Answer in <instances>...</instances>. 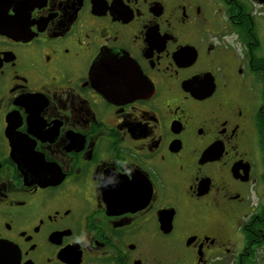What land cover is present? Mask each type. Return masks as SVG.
Masks as SVG:
<instances>
[{
    "label": "flooded vegetation",
    "instance_id": "obj_1",
    "mask_svg": "<svg viewBox=\"0 0 264 264\" xmlns=\"http://www.w3.org/2000/svg\"><path fill=\"white\" fill-rule=\"evenodd\" d=\"M0 264H264V0H0Z\"/></svg>",
    "mask_w": 264,
    "mask_h": 264
}]
</instances>
